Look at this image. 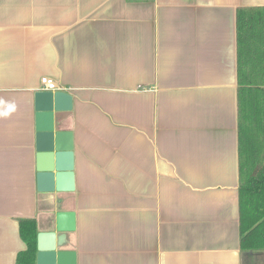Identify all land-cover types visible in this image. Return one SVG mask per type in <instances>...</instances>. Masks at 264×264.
<instances>
[{"label":"crops","instance_id":"0c3cea01","mask_svg":"<svg viewBox=\"0 0 264 264\" xmlns=\"http://www.w3.org/2000/svg\"><path fill=\"white\" fill-rule=\"evenodd\" d=\"M244 7L264 0H0V264L26 250L20 220L50 232L58 212L75 264H264L240 247ZM43 77L70 97L69 191L38 187Z\"/></svg>","mask_w":264,"mask_h":264},{"label":"trees","instance_id":"16d2710c","mask_svg":"<svg viewBox=\"0 0 264 264\" xmlns=\"http://www.w3.org/2000/svg\"><path fill=\"white\" fill-rule=\"evenodd\" d=\"M236 35L240 247L264 251V7L238 8ZM19 233L16 264H35L36 221L20 220Z\"/></svg>","mask_w":264,"mask_h":264},{"label":"water","instance_id":"95a60500","mask_svg":"<svg viewBox=\"0 0 264 264\" xmlns=\"http://www.w3.org/2000/svg\"><path fill=\"white\" fill-rule=\"evenodd\" d=\"M70 97L63 92L41 91L35 94L36 126L38 131L37 182L45 191L60 192L65 181L72 190L71 170L64 169V158L72 151L70 132L55 129L54 112H62L64 102ZM74 213L58 212L50 232H40L36 237V264H75V254L58 250L62 246L61 234L74 231Z\"/></svg>","mask_w":264,"mask_h":264},{"label":"built area","instance_id":"2783aa9c","mask_svg":"<svg viewBox=\"0 0 264 264\" xmlns=\"http://www.w3.org/2000/svg\"><path fill=\"white\" fill-rule=\"evenodd\" d=\"M40 90L48 92H63L66 88L58 85L54 79L43 77L40 80Z\"/></svg>","mask_w":264,"mask_h":264}]
</instances>
